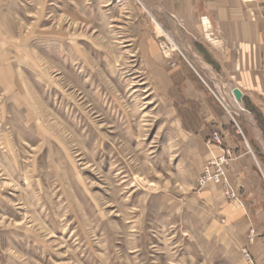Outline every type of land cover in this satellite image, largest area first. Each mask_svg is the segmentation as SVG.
<instances>
[{"label":"rangeland","instance_id":"obj_1","mask_svg":"<svg viewBox=\"0 0 264 264\" xmlns=\"http://www.w3.org/2000/svg\"><path fill=\"white\" fill-rule=\"evenodd\" d=\"M137 2L0 0V264H240L182 206L209 184Z\"/></svg>","mask_w":264,"mask_h":264},{"label":"crops","instance_id":"obj_2","mask_svg":"<svg viewBox=\"0 0 264 264\" xmlns=\"http://www.w3.org/2000/svg\"><path fill=\"white\" fill-rule=\"evenodd\" d=\"M137 1L138 51L181 134L196 147L200 173L223 155L211 143L214 132L234 156L227 176L239 201L209 184L183 197L182 206L205 238L238 253L240 264L242 250L264 264V0ZM156 22L165 37L156 35ZM235 89L243 94L242 111Z\"/></svg>","mask_w":264,"mask_h":264},{"label":"built area","instance_id":"obj_3","mask_svg":"<svg viewBox=\"0 0 264 264\" xmlns=\"http://www.w3.org/2000/svg\"><path fill=\"white\" fill-rule=\"evenodd\" d=\"M211 143H215L219 145L220 148L223 150V155L220 157H214L213 160L210 161L205 166L200 178V184L202 187L207 184H217V185L221 184L223 186L225 185L228 186L229 182L225 174V169L227 164H229V162L234 159L233 152L230 148H225L222 146V136L221 133L219 132L213 133ZM227 193L233 201L240 200L237 193L234 190H232L231 193L230 192ZM244 254L246 260L250 264H256L248 251L245 250Z\"/></svg>","mask_w":264,"mask_h":264},{"label":"water","instance_id":"obj_4","mask_svg":"<svg viewBox=\"0 0 264 264\" xmlns=\"http://www.w3.org/2000/svg\"><path fill=\"white\" fill-rule=\"evenodd\" d=\"M233 94H234L236 100H237L239 103H241V102H242V97H243L242 92H241L240 90H238V89H235L234 92H233Z\"/></svg>","mask_w":264,"mask_h":264},{"label":"bare ground","instance_id":"obj_5","mask_svg":"<svg viewBox=\"0 0 264 264\" xmlns=\"http://www.w3.org/2000/svg\"><path fill=\"white\" fill-rule=\"evenodd\" d=\"M170 40L172 41L173 39H170ZM167 43H168V42H167ZM172 43H173V42H172ZM178 47H179V46H178ZM178 47H177V48H178ZM177 48H176V49H177ZM237 102H238V101H237ZM238 106H239V109L242 111V107H243V106H241L240 103L238 104Z\"/></svg>","mask_w":264,"mask_h":264}]
</instances>
